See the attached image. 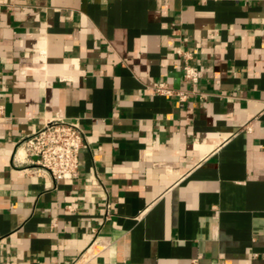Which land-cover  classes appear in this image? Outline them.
<instances>
[{
	"label": "crops",
	"instance_id": "crops-1",
	"mask_svg": "<svg viewBox=\"0 0 264 264\" xmlns=\"http://www.w3.org/2000/svg\"><path fill=\"white\" fill-rule=\"evenodd\" d=\"M0 104V264H264V0H0ZM55 117L74 181L20 146Z\"/></svg>",
	"mask_w": 264,
	"mask_h": 264
},
{
	"label": "built area",
	"instance_id": "built-area-1",
	"mask_svg": "<svg viewBox=\"0 0 264 264\" xmlns=\"http://www.w3.org/2000/svg\"><path fill=\"white\" fill-rule=\"evenodd\" d=\"M175 53L182 59V79L191 88L199 82V69L193 63L191 53L177 48ZM155 94L176 96L184 102L188 91H173L162 83L151 85ZM4 114V106L0 104V117ZM20 146L24 149L29 162L37 171L46 172L54 181H74L79 175V154L83 147L87 146L85 136L79 126L55 117L47 120L43 127L24 137ZM105 217L111 216L110 205H106ZM88 249L86 250V252ZM82 253L71 264H85L90 258Z\"/></svg>",
	"mask_w": 264,
	"mask_h": 264
}]
</instances>
